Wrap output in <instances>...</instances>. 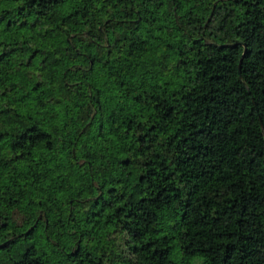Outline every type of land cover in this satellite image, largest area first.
<instances>
[{
  "label": "trees",
  "instance_id": "1",
  "mask_svg": "<svg viewBox=\"0 0 264 264\" xmlns=\"http://www.w3.org/2000/svg\"><path fill=\"white\" fill-rule=\"evenodd\" d=\"M0 264H264V0H0Z\"/></svg>",
  "mask_w": 264,
  "mask_h": 264
},
{
  "label": "water",
  "instance_id": "2",
  "mask_svg": "<svg viewBox=\"0 0 264 264\" xmlns=\"http://www.w3.org/2000/svg\"><path fill=\"white\" fill-rule=\"evenodd\" d=\"M245 53H246V51H245ZM243 58H244V56H243ZM241 63H242V60H241Z\"/></svg>",
  "mask_w": 264,
  "mask_h": 264
}]
</instances>
